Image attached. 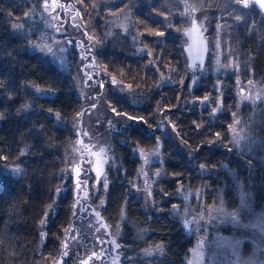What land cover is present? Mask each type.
Here are the masks:
<instances>
[{"label":"trees","instance_id":"obj_1","mask_svg":"<svg viewBox=\"0 0 264 264\" xmlns=\"http://www.w3.org/2000/svg\"><path fill=\"white\" fill-rule=\"evenodd\" d=\"M96 1L78 0L87 25L79 26L72 45L65 42L72 62L66 72L57 62L31 51L15 31L30 6L40 7V0H0V264H58L64 257L75 199L71 178L65 174L74 161L83 162L91 153L88 138L81 141L77 126L92 108L103 111L105 119L98 130L106 135L121 163L115 172L122 175L111 179L101 217L114 231L120 226L123 264H187L194 236L173 213L181 188L200 191L206 204L229 211L242 212L244 200L251 206L250 216L264 213V161L239 151L231 138L235 85L226 87L224 111L213 113L211 76L191 89L195 67L189 64L188 41L183 46L165 33L155 35L165 28L155 17L156 10L143 5L134 7L132 17L142 46L151 55L138 54L125 36H118V46L105 40L99 43L101 49L94 47L86 28L90 24L101 30L105 19L102 9L95 10ZM122 7L124 3L116 9ZM237 7L229 9L239 32L234 43L243 63L253 69L255 80L264 84V17L248 20V14ZM211 8V23L221 21L225 12L214 1ZM194 23L198 20L189 26ZM180 27L184 32L187 29ZM206 59L198 66L207 63L211 71ZM95 64L101 68L96 78L86 74ZM82 79H87L86 95ZM99 93L105 95L103 106ZM207 95L212 101L206 107L202 101ZM25 104L30 107L25 109ZM241 112L245 128L264 143V107ZM128 115L143 119L128 120ZM92 122L87 123L88 129L96 133ZM163 127L175 129L176 145L163 136ZM160 139L164 141L162 160L154 168L160 177L152 198L143 203L131 192L138 174L135 151L152 150ZM17 167L18 177L12 172ZM63 187L68 192L58 212L51 215ZM79 238L82 243L72 241L63 264H77L88 252L87 236Z\"/></svg>","mask_w":264,"mask_h":264},{"label":"rangeland","instance_id":"obj_2","mask_svg":"<svg viewBox=\"0 0 264 264\" xmlns=\"http://www.w3.org/2000/svg\"><path fill=\"white\" fill-rule=\"evenodd\" d=\"M213 1L215 5L220 6V11L225 12V16L221 21L211 23L212 17L208 15L213 11L211 8ZM120 3H124V8L122 7L118 11L116 8ZM61 5L63 7H60ZM141 5L153 11L156 10L155 17L159 20V24L165 28V37L178 40L183 46L187 44L188 38L180 25H186V30H188L190 22L198 20L197 28L208 42L206 62L209 60L212 68L211 71L206 69L207 63L206 67H195L191 75L192 81L194 80L195 83H191V89H194L202 78H208L210 75L215 102L213 109L217 114L225 109L224 92L227 91V85L234 84L233 100H235L236 113L230 130L232 142L239 151L264 161V143H261L245 128L244 117L242 112L240 113L243 110L247 114L257 107H264V84L255 80L253 69L250 65L243 63L242 56L238 53L234 43L237 38V25H232L235 15L229 14V9L233 5L240 6L235 9L247 13L248 20L256 15L263 18L264 11L258 8L260 10L258 12L254 7L251 8L252 5H255L251 0H249V7L245 8H243V0L240 3H237L236 0H97L95 10L102 9L105 19L101 30L95 29L90 24L86 28L94 41V43L92 42L94 47L101 49L99 43L105 40H111L114 42V46H118L120 43V39H117L118 36H125L138 54L148 56L145 46H142L132 17L134 7L137 9ZM28 9L23 20L15 27L17 35L29 44L31 51L39 52L44 58L57 62L64 71L68 72L72 62L69 60L70 49L66 47L65 42L76 39L79 36V26L87 25L78 0H40V7L30 6ZM114 9L116 10L114 11ZM53 25L55 27H52ZM240 33H242L241 30ZM116 42L118 44H115ZM188 44L186 48L189 46ZM214 44L219 47L213 48ZM49 47L52 52L48 51ZM61 47L66 48L64 53L59 52ZM61 57L64 58L63 64ZM100 69L95 64L91 67L90 73L86 70V74L96 78L97 71ZM85 82L87 79L81 80L83 95H86ZM209 96L207 95L206 99L202 101L203 106L211 105L212 99ZM98 98L101 102L100 106H103L105 95L99 93ZM85 113L84 110L82 116ZM86 114L81 119V125L77 126V133L81 135V141L85 137L88 138L86 142L91 147V153L83 162L74 161L69 172L65 174L66 178H71L70 190L75 195L72 208L73 229L66 236L67 240L63 246L64 253L66 252L67 255H64L58 264H63V261L69 257L72 241L82 243V239L79 238L81 234L87 236L84 241H86L85 248L88 249V252L81 255L82 258L77 264H88L87 258L98 257L104 251L117 254L122 248L118 246L121 237L120 226L114 231L101 219L102 209L106 205V197L111 187V179L122 175V173L115 172L121 163L111 151L106 135L101 134L98 130V125L102 124L100 121L105 119L103 111L92 108ZM93 119L94 122L91 124L95 127L96 133L90 132L87 125ZM162 132L163 136L170 139L175 145L179 142L173 127L170 129L163 127ZM99 141L103 143H99ZM163 143L164 141L160 139L152 150L137 149L135 151V155L139 159L138 174L135 183L131 186V192L136 196V199H141L143 203L152 198L153 190L160 177V173L156 172L154 168L162 160ZM101 148L104 149V154L99 156L97 152ZM88 158L89 163L87 162ZM97 160L103 163L102 171L98 169ZM85 169H92L87 173V182L77 185L75 170H79V179L83 181ZM97 171L100 175L98 179L94 180L92 177L96 176ZM105 182L107 183L106 189L103 186ZM67 192L68 189L64 187L58 192L55 206L50 210L51 215L58 212L59 202ZM177 197L178 204L173 213L194 236L195 241L187 264H264V213L250 216L248 209H251V206L244 200L241 202V209H244L242 212H233L206 204L200 191L194 192L181 188ZM145 208L147 209L146 205ZM124 221H126V213H123L122 216V222ZM121 258L120 255L117 264H123Z\"/></svg>","mask_w":264,"mask_h":264},{"label":"snow or ice","instance_id":"obj_3","mask_svg":"<svg viewBox=\"0 0 264 264\" xmlns=\"http://www.w3.org/2000/svg\"><path fill=\"white\" fill-rule=\"evenodd\" d=\"M236 2H237V3H240L241 0H236ZM256 2L259 4V7H260L261 9H264V0H256ZM243 4H244V7H249V0H243ZM46 7H47V6H46ZM60 7H63V5H61ZM52 27H55V26L53 25ZM85 34H86V33H85ZM155 35H157V36H163V35H164V32H163V31H158V32L155 33ZM88 38H89V39H92L91 36H89ZM68 43L71 44V43H73V42H72L71 40H69ZM216 47H219V45L214 44V45H213V48H216ZM90 50H91V49H89V51H90ZM48 51H49V52H52L51 47L48 48ZM65 51H66V48H64V47L59 48V52L64 53ZM147 54H148V55H151V52H148ZM86 58H87V57H82V59H86ZM61 63H62V64L64 63V58H63V57H61ZM112 82H113V83L115 82V78H113V81H112ZM237 82H239L238 79H237ZM191 83L194 84L195 81L193 80V81H191ZM100 86L103 87V82H101V85H100ZM129 87H130V86H129ZM38 91H39V90H38ZM205 99H206V98H205ZM24 107H25V109H28V108L30 107V105L25 104ZM113 111L115 112L116 110L113 109ZM215 111H216L215 109L212 110L213 113H215ZM117 114H120V113H117ZM56 115H57V117H59V113H57ZM125 115H126V114H125ZM127 119H128V120H133V119H138V120H139V119H143V118H142V117H134V116L128 115V116H127ZM215 135H216V139H219V135H218V134H215ZM100 151L103 152L104 149L101 148ZM138 155H139V154H138ZM157 155H158V154H157ZM90 171H92V169H85V178H84L83 181H81V180L79 179V177H80V172H79V170H76V175H77V178H76V184L78 185V184H80V183H82V182H87V179H88V177H87V173L90 172ZM19 173H20V168H19V167L15 168V169L13 170V174L16 175L17 177L19 176ZM99 175H100V173H99V171H97L96 176L92 177V179H94V180H95V179H98ZM157 175H158V174H157ZM62 179H63V177H62ZM103 186H104V188L106 189V188H107V183L105 182ZM57 191H59V190H57ZM101 204H103V201H101ZM97 216H99V213H97ZM44 224H45V221L42 220V221H41V225H44ZM42 234H43V233H42ZM64 255H67V253L65 252Z\"/></svg>","mask_w":264,"mask_h":264},{"label":"water","instance_id":"obj_4","mask_svg":"<svg viewBox=\"0 0 264 264\" xmlns=\"http://www.w3.org/2000/svg\"><path fill=\"white\" fill-rule=\"evenodd\" d=\"M251 2L254 3L259 9H261L259 7V4L256 2V0H251ZM261 10L264 11V9H261ZM207 52H208V43L205 40L200 39V38L194 39L191 37L190 43L188 46V56L190 59V66L195 67L197 64L202 63L205 60ZM97 154L99 156L103 155L104 151L101 152L99 150L97 152ZM97 165H98L99 171H102L103 163L100 162L99 160H97ZM75 172H76V170H75ZM101 219H102V217H101Z\"/></svg>","mask_w":264,"mask_h":264},{"label":"flooded vegetation","instance_id":"obj_5","mask_svg":"<svg viewBox=\"0 0 264 264\" xmlns=\"http://www.w3.org/2000/svg\"><path fill=\"white\" fill-rule=\"evenodd\" d=\"M185 32H186L187 37H188V43H190L191 37L194 39L200 38V39L206 40V39H204V36L201 35L199 29L197 28L196 23H194L192 26H190V29L185 30ZM187 49H188V47H187ZM196 67H198V65ZM118 258H119L118 253L116 254V253H112L109 251H104L98 257L87 258V262H88V264H117Z\"/></svg>","mask_w":264,"mask_h":264}]
</instances>
